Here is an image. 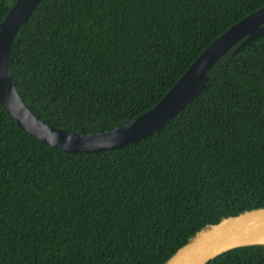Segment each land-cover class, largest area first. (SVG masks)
Masks as SVG:
<instances>
[{
  "label": "trees",
  "instance_id": "obj_1",
  "mask_svg": "<svg viewBox=\"0 0 264 264\" xmlns=\"http://www.w3.org/2000/svg\"><path fill=\"white\" fill-rule=\"evenodd\" d=\"M17 0H0V23ZM264 0H41L13 43L28 106L58 128L108 131L154 107ZM238 45H236L237 47ZM225 53L160 130L67 152L0 102V264H164L223 218L264 208V34ZM206 264H264V245Z\"/></svg>",
  "mask_w": 264,
  "mask_h": 264
},
{
  "label": "water",
  "instance_id": "obj_2",
  "mask_svg": "<svg viewBox=\"0 0 264 264\" xmlns=\"http://www.w3.org/2000/svg\"><path fill=\"white\" fill-rule=\"evenodd\" d=\"M41 0H17L0 23V102L18 125L45 144L67 152H101L136 143L160 130L182 112L206 87L207 73L228 51L244 47L264 34V6L243 17L219 35L188 67L151 109L108 131L64 130L38 116L19 93L11 69L13 43ZM264 235V208L223 218L200 231L164 264H206L223 252Z\"/></svg>",
  "mask_w": 264,
  "mask_h": 264
},
{
  "label": "bare ground",
  "instance_id": "obj_3",
  "mask_svg": "<svg viewBox=\"0 0 264 264\" xmlns=\"http://www.w3.org/2000/svg\"><path fill=\"white\" fill-rule=\"evenodd\" d=\"M252 241H264V235L263 236H259L256 239H252Z\"/></svg>",
  "mask_w": 264,
  "mask_h": 264
}]
</instances>
